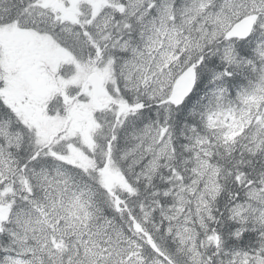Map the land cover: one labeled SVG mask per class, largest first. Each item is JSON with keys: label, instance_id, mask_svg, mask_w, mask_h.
<instances>
[{"label": "snow or ice", "instance_id": "1", "mask_svg": "<svg viewBox=\"0 0 264 264\" xmlns=\"http://www.w3.org/2000/svg\"><path fill=\"white\" fill-rule=\"evenodd\" d=\"M0 264H264V0H0Z\"/></svg>", "mask_w": 264, "mask_h": 264}]
</instances>
